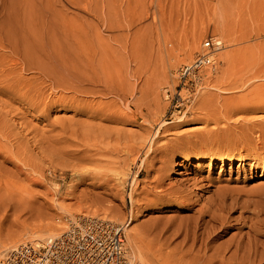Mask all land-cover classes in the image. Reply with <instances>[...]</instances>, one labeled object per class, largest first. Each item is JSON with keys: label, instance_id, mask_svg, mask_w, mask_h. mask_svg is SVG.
<instances>
[{"label": "rangeland", "instance_id": "obj_1", "mask_svg": "<svg viewBox=\"0 0 264 264\" xmlns=\"http://www.w3.org/2000/svg\"><path fill=\"white\" fill-rule=\"evenodd\" d=\"M59 2L56 7L63 8L66 17L57 19L53 36L63 46L61 54L89 50L99 74L110 72L112 85L129 83L133 93L121 99L103 82L91 85L99 90L95 95L46 91L43 98L55 100L46 111L40 104L37 110L29 107V90L3 97L0 243L9 248L43 239L47 236L31 234L41 227L64 226L68 216L83 212L126 223L128 253L136 248V259L148 264H207L196 256L205 242L204 223L197 217L214 190L228 186L240 193L230 210L233 218L243 211L238 205L248 199L256 201L250 208L264 203L258 197L264 196V78L254 76L264 64V0ZM142 6L156 16L141 18ZM99 12L111 16L102 20ZM139 28V36L148 38L151 46L154 86L147 101L148 73L139 76V62L122 47H129ZM207 39L214 48H204ZM105 45L117 55L102 69L103 62L99 65L96 59ZM205 52H211L213 64L202 67L191 102L171 117L165 87L183 82L179 69ZM113 113L118 118L106 116ZM198 156L204 159L195 166ZM209 156L215 160L210 167ZM224 156L236 160L222 164L218 159ZM261 188L262 193H252ZM188 202H194L192 207L182 209ZM232 223L235 226L221 237L209 241L210 251L234 234L249 232V222Z\"/></svg>", "mask_w": 264, "mask_h": 264}, {"label": "bare ground", "instance_id": "obj_2", "mask_svg": "<svg viewBox=\"0 0 264 264\" xmlns=\"http://www.w3.org/2000/svg\"><path fill=\"white\" fill-rule=\"evenodd\" d=\"M65 1L73 5H78L79 2V0ZM146 1L149 3L156 1L160 4L164 0ZM57 3H60L59 0H0V118L6 115L3 97L10 98L17 92L22 95L24 90L32 92L33 104H29V107L37 110L36 105L40 104L43 105L44 111L51 107L53 101L55 102L49 97L46 100L43 98L46 91L49 94H54V90L63 89L75 94L95 95L99 90L91 85L103 82L109 89V93L115 94L121 99H126L128 95L133 93V86L129 83H123L121 87H117L116 84L112 85L113 74L110 72H105L103 75L99 74L97 67L94 65L95 59L92 55L86 53H91L89 50L79 49L73 51V55L61 54L63 46L53 36V29L57 19L65 18L66 13L63 8L56 7ZM110 16L109 13H98V17L102 20L108 19ZM139 16L141 18L148 16L154 18L156 13L142 6ZM141 30L142 28H139L135 31L137 34L132 36L129 47L126 44H123L122 47L125 50L129 49V58L132 61L139 62L138 75L148 73L144 93V99L147 101L153 91L154 74H152L150 68V42L148 38L139 36L138 33ZM118 38L117 34L113 36L115 41ZM101 42L103 43V40ZM192 52L193 48H190L188 53L191 54ZM116 55L115 49L105 45L96 60L99 65L103 62L101 68L106 69L114 63ZM25 72H32V74L24 77L23 73ZM254 76L255 78H264V64L254 71ZM120 79H124V77L121 76ZM141 111L142 107H140ZM105 114L106 112L103 113V115ZM118 115V113H113L106 116L110 119H116ZM203 159V156H198L195 166H199ZM237 159L244 160L245 158L238 157ZM235 160L236 158L232 156L219 157L218 159L222 164H232ZM181 163L182 161L177 162L172 172L182 166ZM207 163L209 167L212 163L215 164L212 156L207 158ZM204 180L210 181L211 179L206 177ZM262 190V188L256 189L252 193H262ZM212 195L214 196L201 207L197 217L198 220L204 223L201 241L202 243L205 242L203 250L197 251L196 256H202L201 258L207 260V264H256L264 260V203L257 208H250L251 205L256 206V201L248 199L238 205L243 211L239 213V216L233 218L230 210L235 207L237 199L234 196H240L237 189L228 186L218 187ZM258 197L264 199V196ZM228 198L231 199V202L226 203ZM193 203L184 204L182 209L191 208ZM249 208L250 210H248ZM249 213L253 217L243 216ZM204 216L208 217L207 220H203ZM105 218L114 221L108 215ZM233 221H238L241 226L249 222V232L240 235L238 233L234 234L226 244L210 251L211 248L206 247L209 241L221 237L229 228L235 226L236 223H232ZM63 228L64 226L61 225H54L51 229L41 227L31 235L37 237L58 235ZM131 238L135 240L136 236L133 235ZM11 247L6 248L5 245L0 243V254L3 251H8ZM230 248L232 250L229 256L225 257V252ZM137 254L136 248H132L129 257L136 259ZM140 260L143 264H148L144 259Z\"/></svg>", "mask_w": 264, "mask_h": 264}, {"label": "built area", "instance_id": "obj_3", "mask_svg": "<svg viewBox=\"0 0 264 264\" xmlns=\"http://www.w3.org/2000/svg\"><path fill=\"white\" fill-rule=\"evenodd\" d=\"M214 46L211 39L204 42L205 49ZM211 55V52L202 53L185 64L177 72L184 77L183 82L165 87L171 117L176 115L177 109L179 112L191 102V96L201 82L202 67L213 64ZM126 227V223L101 216L85 213L68 216L58 235L12 246L0 257V264H143L141 260L129 257Z\"/></svg>", "mask_w": 264, "mask_h": 264}]
</instances>
